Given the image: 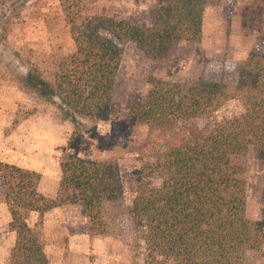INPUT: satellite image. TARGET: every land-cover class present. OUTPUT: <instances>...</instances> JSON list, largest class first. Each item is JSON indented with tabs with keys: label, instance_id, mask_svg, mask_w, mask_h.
<instances>
[{
	"label": "trees",
	"instance_id": "obj_1",
	"mask_svg": "<svg viewBox=\"0 0 264 264\" xmlns=\"http://www.w3.org/2000/svg\"><path fill=\"white\" fill-rule=\"evenodd\" d=\"M14 11L33 0H3ZM222 0H161L154 26L120 17L85 16L82 0H59L76 50L55 67L51 82L28 73L25 84L69 119L109 124L103 143L121 146L133 126L146 128L137 153L129 215L142 264H248L264 257V227L247 215L246 158L264 168V54L250 55L233 86L202 77L182 82L152 78L145 99L113 123V91L125 50L165 54L180 42L201 44L206 13ZM6 25L10 16L3 13ZM1 23V20H0ZM75 142L80 135L75 131ZM55 199L39 191L40 175L0 162V182L16 234L10 264H51L25 213L78 206L92 227L106 231L105 207L121 201L125 181L112 161L65 155Z\"/></svg>",
	"mask_w": 264,
	"mask_h": 264
},
{
	"label": "rangeland",
	"instance_id": "obj_2",
	"mask_svg": "<svg viewBox=\"0 0 264 264\" xmlns=\"http://www.w3.org/2000/svg\"><path fill=\"white\" fill-rule=\"evenodd\" d=\"M161 0H82L85 16L120 17L146 29L154 26ZM3 13L11 15L8 25ZM0 162L40 175L39 191L55 199L61 180L60 162L76 154L88 161H112L125 181L123 200L105 207L106 231L92 227L76 205H64L43 215L26 212L38 231L51 264H142L136 257L135 231L129 215L137 153L147 130L133 126L121 146L103 143L109 124L83 121L75 127L57 107L26 86L28 73L51 82L56 64L76 50L59 0H33L14 11L0 0ZM252 54H264V0H222L205 16L201 44L180 42L165 54L148 55L131 45L125 50L113 91L112 120L130 123L129 110L141 103L152 78L182 82L202 77L233 86L238 69ZM80 142H75V131ZM247 215L264 227V168L253 153L246 158ZM56 193V194H55ZM5 190L0 182V264H10L16 234L11 230ZM248 264H264L256 254Z\"/></svg>",
	"mask_w": 264,
	"mask_h": 264
},
{
	"label": "crops",
	"instance_id": "obj_3",
	"mask_svg": "<svg viewBox=\"0 0 264 264\" xmlns=\"http://www.w3.org/2000/svg\"><path fill=\"white\" fill-rule=\"evenodd\" d=\"M56 194V193H55Z\"/></svg>",
	"mask_w": 264,
	"mask_h": 264
}]
</instances>
